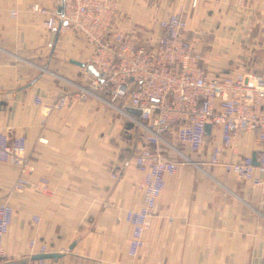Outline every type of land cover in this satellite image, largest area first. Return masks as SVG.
I'll return each instance as SVG.
<instances>
[{"label":"crops","instance_id":"crops-1","mask_svg":"<svg viewBox=\"0 0 264 264\" xmlns=\"http://www.w3.org/2000/svg\"><path fill=\"white\" fill-rule=\"evenodd\" d=\"M34 2L61 11L56 0H0V133L24 136L32 183L13 190L19 169L0 161V201L12 207L2 264L33 260L40 243L64 264H264V195L208 164L211 145L220 143L216 129L203 151L165 136L184 157L163 148L179 164L166 179L142 248L129 255L132 227L124 215L142 203L143 174L133 155L143 146V130L130 120L138 111L105 98L71 99L41 123L35 95L50 103L86 84L93 75L70 61L89 63L93 47L72 28L46 29L44 17L30 11ZM192 2L118 0L116 26L139 31L136 39L152 45L159 20L179 12L206 73L264 69V0ZM233 144L241 155L258 147L253 133ZM39 177L49 182L43 193L33 184Z\"/></svg>","mask_w":264,"mask_h":264},{"label":"built area","instance_id":"built-area-1","mask_svg":"<svg viewBox=\"0 0 264 264\" xmlns=\"http://www.w3.org/2000/svg\"><path fill=\"white\" fill-rule=\"evenodd\" d=\"M195 3L193 0L192 5ZM56 5L61 6L60 12L36 2L30 5V11L44 17L46 29L72 28L80 33L93 47L89 63L99 75L92 76L84 85L64 91L50 103H45L40 95H35L33 103L40 109L42 124L71 99L105 98L120 109L138 111V117L130 120L143 130V146L133 155L135 166L143 174L142 203L139 209H127L124 215L132 227L130 256L137 255L142 248L148 220L156 210L166 179L175 173L179 164L163 148L183 156L169 145L165 139L167 134L191 151H203L208 135L216 129L220 143L211 145L208 164L221 165L238 178L250 181L264 195V69L206 73L202 55L189 39L186 22L179 12L159 20L160 35L150 45L136 39L139 31L116 26L118 0H56ZM245 133L255 136L256 163L252 154H239L233 144ZM25 151L24 136L9 139L0 133V161L19 169L12 187L15 191L32 185L25 176L29 169ZM226 151L230 157L224 160ZM33 184L43 193L49 182L39 177ZM11 219L12 207L0 201V264L4 256L3 239ZM28 246L34 249L36 241L29 239ZM46 248L40 243L36 253H46ZM24 264L47 263L45 259H37ZM54 264H64V260L59 257Z\"/></svg>","mask_w":264,"mask_h":264},{"label":"water","instance_id":"water-1","mask_svg":"<svg viewBox=\"0 0 264 264\" xmlns=\"http://www.w3.org/2000/svg\"><path fill=\"white\" fill-rule=\"evenodd\" d=\"M71 63L84 68L88 73H90L91 75L98 77V72L96 71V69L94 68V66L91 63H84V62H79L76 60H71ZM207 132L209 130V126H207L206 128ZM252 158H253V163L255 162V153L252 154ZM50 257H57L59 258L60 256L58 254H47V253H41V254H35L33 255L32 259L33 260H37V259H46V258H50Z\"/></svg>","mask_w":264,"mask_h":264}]
</instances>
